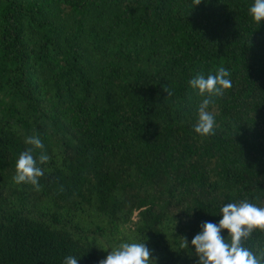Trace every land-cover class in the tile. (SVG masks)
I'll return each mask as SVG.
<instances>
[{
    "label": "trees",
    "instance_id": "16d2710c",
    "mask_svg": "<svg viewBox=\"0 0 264 264\" xmlns=\"http://www.w3.org/2000/svg\"><path fill=\"white\" fill-rule=\"evenodd\" d=\"M252 2L0 0V264H98L122 242H144L156 264H196L191 240L223 204L264 207ZM219 67L232 87L201 137L189 80ZM32 135L34 156L50 158L39 190L12 179ZM245 247L264 254V230Z\"/></svg>",
    "mask_w": 264,
    "mask_h": 264
},
{
    "label": "clouds",
    "instance_id": "9594fccd",
    "mask_svg": "<svg viewBox=\"0 0 264 264\" xmlns=\"http://www.w3.org/2000/svg\"><path fill=\"white\" fill-rule=\"evenodd\" d=\"M200 3L201 0H192L193 7ZM248 13L255 23L264 21V0H253ZM229 77V70L219 67L215 74L210 73L205 77L197 73L189 80L190 87L197 90L198 95L203 98L197 107L196 122L193 125L194 132L201 137L215 135L216 98L222 97L232 87ZM162 88L168 94L167 98L172 96L168 84ZM24 142L31 147L19 154L12 179L17 185L30 184L39 190V178L44 174L39 165L47 163L50 158L43 151L38 157L34 156L35 150L44 148L38 136H28ZM219 215L222 218L218 224L202 222L201 231L191 240L197 257L196 264H264V254L258 257L245 247V241L251 238L253 230H264V207L244 199L238 203L223 204ZM224 229L228 232L227 239L221 235ZM187 247L189 242L183 237L181 248ZM150 255L144 242H122L98 264H156V259H150ZM77 261L76 257L69 255L65 257L63 264H77Z\"/></svg>",
    "mask_w": 264,
    "mask_h": 264
}]
</instances>
